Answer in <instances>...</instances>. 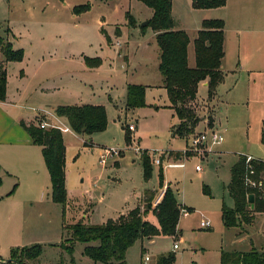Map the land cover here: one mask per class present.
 Returning <instances> with one entry per match:
<instances>
[{"label":"rangeland","instance_id":"rangeland-1","mask_svg":"<svg viewBox=\"0 0 264 264\" xmlns=\"http://www.w3.org/2000/svg\"><path fill=\"white\" fill-rule=\"evenodd\" d=\"M172 2L175 21L176 11L187 17L184 0ZM148 14L151 9L138 0H0V37L15 44L13 49L23 50L18 61H6L0 52L11 101L6 106L0 103V132L14 133L12 122L18 114L35 126L41 117L53 121L38 109L57 105L99 104L107 119L105 129L90 136L93 146L86 143L85 134L61 132L67 194L64 215L61 204L40 203L34 186L21 174L7 178L6 189L0 192L15 193L18 200L13 202L18 241L6 236L11 211V204L6 203L0 206V260L10 258L12 249L38 244L41 253L31 263L111 264L93 262L83 254L86 244L80 241L73 243L71 252L64 249L62 244L69 237L66 227L79 221L99 225L115 219L133 208L145 189L161 188V181L189 209H181L177 234L137 239L126 250V264H156L169 253L175 254L174 264H220L221 251L264 249V212L240 228L225 227L220 210L222 204H233L225 185L237 155L251 152L264 157L258 129L264 117V87L248 91L245 76H233L227 84L236 83V87L219 86L218 97L208 98L207 87L200 84L197 97L187 103L196 118L189 124L192 133L173 138L170 128L179 119L165 105L167 94L159 87V50L153 29L140 28ZM195 20L197 16L190 22ZM121 41L128 43L122 46ZM49 43L51 49L41 50ZM85 58L98 60L97 66L88 68ZM188 61L192 65L191 54ZM128 84L148 87L144 104L133 111H126L121 103ZM130 123L137 124V130H128ZM212 129L222 133L221 142L191 144L194 136ZM135 146L150 158L147 178L142 154L134 151ZM114 150L116 154L105 165L99 163L101 155ZM169 150L175 152L165 161ZM153 153L163 157L161 166L153 162ZM87 200L93 205L86 204ZM151 215L147 220L156 223ZM202 218L210 221L209 228L200 226ZM175 242L177 249H173Z\"/></svg>","mask_w":264,"mask_h":264},{"label":"trees","instance_id":"trees-1","mask_svg":"<svg viewBox=\"0 0 264 264\" xmlns=\"http://www.w3.org/2000/svg\"><path fill=\"white\" fill-rule=\"evenodd\" d=\"M151 9L148 23L141 26H151L155 33V40L159 50L158 70L162 78V86L166 89L170 106L173 108L179 123L170 130L171 135L182 136L191 133L196 118L191 107L187 105L196 98L199 82L207 80L208 98H212L218 85L224 80L221 70L224 56V21L222 19H205L201 29L197 31L193 41L195 65L188 66L187 47L189 36L184 30L174 29V20L171 14V0H138ZM226 0H191L195 9L218 8L224 6ZM85 6H81L84 8ZM76 10H80L76 8ZM108 40V37H106ZM0 52L6 61L21 60L22 49H13L9 41L0 37ZM86 65L97 66L98 60L89 61ZM7 72L5 62L0 60V101L6 98ZM145 86L128 84L126 87L125 106L133 109L144 104ZM58 116L66 118L71 129L76 133L91 134L104 130L107 124L105 108L99 104L58 105L55 108ZM20 124L28 131L34 144L42 147V155L50 177V196L52 201L59 203L65 214V146L62 133L58 129H41L33 124ZM264 144V133L262 134ZM145 177L149 175L150 158L142 154ZM178 157V156H176ZM245 155L240 154L237 161L230 167V180L226 189L232 198L233 204L227 207L222 204L221 220L225 227H235L242 224H251L256 213L264 212V198L261 191L248 187L244 183L246 173ZM163 157L160 156L162 162ZM264 159L252 160L254 178L262 176ZM162 164H160L161 166ZM160 176V181H161ZM161 187H163L161 181ZM155 192L145 189L141 198V205L130 209L115 219H109L103 224L90 225L82 221L72 223L66 228L69 237L63 243L64 249L71 252L73 243L80 241L86 245L83 254L93 262L126 264L125 253L139 238H152L157 235H175L181 207L178 204L171 188L165 187L161 200L153 205ZM252 203H249V197ZM152 214L157 224L147 220ZM97 241V244H90ZM41 246L34 244L28 247L12 249L11 261L17 264H35L32 260L39 257ZM175 254L161 255L156 264H174ZM220 264H264V249L257 251L251 248L248 251H221Z\"/></svg>","mask_w":264,"mask_h":264},{"label":"crops","instance_id":"crops-1","mask_svg":"<svg viewBox=\"0 0 264 264\" xmlns=\"http://www.w3.org/2000/svg\"><path fill=\"white\" fill-rule=\"evenodd\" d=\"M184 3L186 5L185 10L187 12V17L185 16L186 13L184 14L176 11L175 16L177 17V21H175L173 16L174 12L172 10H171V14L174 20V29L184 30L189 36V43L187 47V60H189V56L191 54L193 61H192V65H190L188 61V66L193 67L195 65L193 41L194 38L196 37L197 31L201 29L202 21L211 18L222 19L224 21V28H223L224 56L222 58L221 70L224 73V80L218 85V87L219 86L236 87V83L234 85L230 84L231 86L227 84L228 79L232 78L233 76H239V77L245 76L244 87H248V91H249V87H264V0H226L224 6L218 8H207V9L192 8L191 0H184ZM211 9L213 10L218 9L219 12L216 13V15H214ZM150 16L151 14H148L147 16H144L142 19H145V21H147V19ZM193 16L195 17L197 16V21L195 20L190 22V19ZM187 18H189V20H187ZM9 31L14 36V41H18V37L15 36V34L11 31V29H9ZM153 35L155 36L154 31H153ZM127 41L126 42L121 41V43H123L122 46L127 44L128 43ZM10 43L12 44V42ZM119 44L120 43L117 42L116 45ZM12 46L15 48V44H12ZM51 46H52L51 43H49V47L41 48V50L48 51L49 49H51ZM16 47L18 48V45H16ZM157 63H159V55L157 57ZM87 67L94 68L89 66ZM200 84L206 86L207 80H203L199 82L198 87ZM159 87L164 89L166 92V89L162 86V78ZM147 88L148 87L146 86V89ZM146 89H145V93H146ZM125 95H126V89L121 103L126 111L127 110L133 111L135 108L130 109L125 106ZM216 96L218 97L217 89L213 98H216ZM196 97H197V93H196ZM0 103L1 105L4 106L11 104V101L7 99V91H6V98L3 101H0ZM165 105L168 108H170V110H172L174 114V110L170 106L168 95H167V102H165ZM57 106L51 108L48 107H44V108L49 109L51 112L54 113L55 108ZM7 117L13 119V116L7 115ZM58 118L61 119L62 122L69 125L65 117L58 116ZM21 121L24 122L26 125H29L30 123V121L19 117L18 114V117L16 115L15 119L12 122L13 124L12 126H15L13 127L14 133L11 134L10 132L3 133V130L0 132V188L6 189V185H7L6 182L7 181L9 182L7 178L8 179L13 178L12 176H18L21 174L23 176V179L26 180L27 183L34 186L35 195H37L36 197H38L39 202L49 204V202L52 201L50 196V177L42 155V147L40 145L33 143L28 131L20 124ZM260 121L261 122L259 123L258 129L260 133V142L264 147V144L262 143L261 140L262 134L264 133V117L261 118ZM135 127L137 130L138 127L137 124L135 125ZM69 132L76 133L72 129H70ZM85 135L89 137L86 143H89V145H91L92 140L90 136L92 135V133ZM183 136L185 135L182 136L175 135L172 137L176 138ZM91 146H93V144ZM173 152L175 151L169 150L168 154L166 156L165 155L163 156L165 157V161L171 160ZM244 155H251L255 158L264 159V157L257 156L251 152L244 153ZM238 156L239 155H237L236 160H233V163L231 162L232 163L231 166L237 161ZM178 158L181 159V157ZM229 180H230V168H229ZM165 187L166 185L159 188L158 190H156L153 187L150 188L155 192V198L152 201L153 205H155L161 200ZM4 191L5 190H2L0 192V202H2L0 203V206L4 207L6 203L11 204V211L9 212L10 224L7 226L6 236H11L15 239V241H18L17 240L18 226L15 223L17 214L14 213L16 209L13 206V202L18 200L14 199L15 193L7 194V192ZM142 196L143 193L140 196L136 197L135 199L136 204L134 207L141 205ZM88 199L90 200L91 198ZM89 200L86 201V204L92 206L93 204ZM102 200L103 199H100L99 201L101 202ZM178 204L180 205L181 209H189L188 207H186L183 204H180L179 202ZM72 207L73 205L71 204V208ZM65 209H67L66 206ZM129 210L120 212L116 217H118L121 214H125ZM151 216L154 217L153 215ZM155 224H157V221ZM176 231L178 232V224ZM19 243H21L20 246L24 244V242H19ZM1 261L4 260H0V263H3ZM9 262H14V261H8L5 263H9Z\"/></svg>","mask_w":264,"mask_h":264},{"label":"built area","instance_id":"built-area-1","mask_svg":"<svg viewBox=\"0 0 264 264\" xmlns=\"http://www.w3.org/2000/svg\"><path fill=\"white\" fill-rule=\"evenodd\" d=\"M39 112L45 114V115H49L51 116L54 120L53 121H48L45 118H40L37 121V126L41 129H49V128H54V129H58L60 132H69L71 127L69 125H67L66 123L62 122L61 119L58 118V115L53 112H51L49 109H45V108H40L38 109ZM127 128L130 131H134L136 129L135 124L134 123H130L127 124ZM223 140V136L222 133L218 130V129H212L206 133H201L197 136H194V138L191 141V144L193 146H197L200 143H206L209 146L215 145L216 143H219ZM134 151L136 153H141L143 154V152L137 147L135 146ZM108 154H104L101 155L100 159H99V163L102 165L106 164V160L110 157H112L114 154H116V151H111L109 153V151H107ZM154 156L153 162L157 165L162 164V162L160 161V158L157 157V155L155 153L152 154ZM245 164H246V173L244 176V183L246 186L248 187H254L257 188L259 191H261L262 193V197L264 198V170L262 172V176H259L258 179L254 178V169L252 168V160L256 159L255 157L251 156V155H245ZM264 162V160H263ZM196 169L200 170L201 167L196 165ZM182 211H185V209H182ZM210 221L206 218H202L200 221V226L202 228H209L210 227ZM178 248V244L175 242L173 243V249H177ZM149 257L146 255L144 257V260H148Z\"/></svg>","mask_w":264,"mask_h":264},{"label":"water","instance_id":"water-1","mask_svg":"<svg viewBox=\"0 0 264 264\" xmlns=\"http://www.w3.org/2000/svg\"><path fill=\"white\" fill-rule=\"evenodd\" d=\"M147 23H148V21H144V22L141 23V25L145 26V25H147ZM248 201H249V203H252V197L251 196L249 197ZM8 261H11V259H7V260L1 261V262L5 263V262H8Z\"/></svg>","mask_w":264,"mask_h":264}]
</instances>
